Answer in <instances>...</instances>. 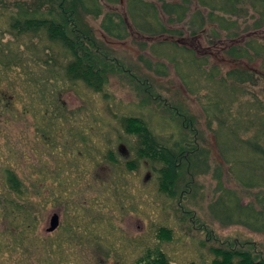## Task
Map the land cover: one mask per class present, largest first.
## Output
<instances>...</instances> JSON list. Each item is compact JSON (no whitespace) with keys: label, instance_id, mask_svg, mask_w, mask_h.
<instances>
[{"label":"rangeland","instance_id":"obj_1","mask_svg":"<svg viewBox=\"0 0 264 264\" xmlns=\"http://www.w3.org/2000/svg\"><path fill=\"white\" fill-rule=\"evenodd\" d=\"M164 1L188 6V18L173 23V13L162 9ZM242 1L236 16L216 12L229 25L223 31L214 30L218 27L209 22L210 9L197 0H156L161 22L183 32L164 37L136 31L128 0H98V9L76 2L74 25L84 48L93 55L100 49L108 57L106 61L99 56L108 81L96 93L56 74V66L71 61L68 55L50 63L57 54L40 50L48 46L46 41L17 36L10 28L11 17L20 9L48 12L58 4L0 0V202L4 196L27 202L38 220L23 230L26 243L18 236L0 252V264H145L149 250H161L169 264H212L214 250L246 251L264 262V231L226 220L219 205L222 197L233 194L241 205L263 212L264 188L250 190L235 180L208 125L210 93L203 90L208 74L219 72L213 75L216 81L226 80L235 68L248 69L256 82L242 86L248 93L244 96L264 103V50L259 51L264 26ZM196 12H202L206 26L192 35L189 23ZM123 21L129 35L118 37L116 24ZM163 41L208 55L207 75L186 85L182 75L192 71V65L180 63L185 68L181 71L175 61L157 53L155 44ZM251 42L258 44V51H251L250 58L226 53ZM129 118L142 119L166 145L195 143L205 153L189 171L184 168L172 195L161 190L159 172L153 171L164 167L137 160L138 139L124 131ZM131 163H137L136 170L128 168ZM7 170L31 187V194L37 187L40 197L8 196ZM1 205L0 240L6 242L8 225ZM55 214L59 227L50 233ZM162 228L171 232L170 241L159 239Z\"/></svg>","mask_w":264,"mask_h":264},{"label":"trees","instance_id":"obj_2","mask_svg":"<svg viewBox=\"0 0 264 264\" xmlns=\"http://www.w3.org/2000/svg\"><path fill=\"white\" fill-rule=\"evenodd\" d=\"M37 1L44 2L46 5L58 4V8L48 10V12L34 10L30 14L20 9L15 16L11 17L10 28L12 32H16L17 36L32 35V37L41 40L40 42L46 41L48 46H42L40 50L44 51L45 49L48 54L49 52L57 54L48 59L50 63L52 61L60 63L64 55H68L71 61L62 65V67L56 66L59 70L56 74L67 78L70 82H82L96 93L101 92L108 81L105 70L107 66L101 63L99 58L103 52L99 49L98 55H93L90 49L84 48L81 42L83 37L80 36V32L78 29L76 30L74 25L77 24L75 22V16L77 15L75 11L76 2L85 9L94 7L98 9V0ZM128 1L127 12L129 20L139 33L151 37L181 35L180 32L182 31L172 30L161 22L160 10L154 2L156 0ZM184 1H186L185 4L190 2V0ZM197 1L205 8L210 9L209 22L215 23L214 25L218 27L214 28V30L222 29L223 31L228 30L229 25L225 24L227 21L225 17H219L216 12L219 11L231 17L236 16L237 12L240 11L238 4H243L242 0ZM244 2L257 13L260 25L264 26V0H244ZM162 9L167 14L173 13V23L182 22L188 18V6L180 8L176 4L164 1ZM99 13L97 10L96 16ZM205 22L206 19L202 12H196L189 23L191 34L196 35L195 31L199 30L202 32L206 26ZM116 25L120 27V30L118 26L116 27V32L118 33L116 36L120 37V33L121 35H129V28L124 21ZM252 42L245 45L246 48L241 46V48H227L226 53L233 56V58H250L251 51H258V44L255 47V43L252 44ZM210 44L219 45V43L215 44L212 41H210ZM155 49L161 56L169 57L170 60L175 61L181 71L185 70V68L180 67V63H186V68L192 65V68H189L192 71L182 75L186 85L193 84L194 78L197 76L207 75L205 74L207 70L204 68L208 65V55L198 56L190 47L185 45L179 48L178 44H172L171 41L156 43ZM57 50H59L61 56ZM263 50L264 46L259 51L263 52ZM103 56L105 60L108 58L104 54ZM112 61L115 63L114 60ZM113 65L120 66L117 63ZM54 69L52 67V70ZM250 71L248 69L235 68L234 71L228 73L226 80L220 79L217 81L213 75L218 76L220 75L219 72L208 74L203 90H207L210 93L206 109L210 119L208 125L215 135L219 152L224 161L230 166L235 180L243 187L251 190L264 188V103L256 96L251 95L249 99L244 96L248 95V93L242 86L244 84L252 85L256 82L254 74ZM227 80H233L239 84L232 83V81L228 83ZM123 124L125 133L134 135L138 139V148L135 151L137 160H143L146 163L149 161L150 164L153 162V167L155 165L164 167L160 168V171H153L156 175L159 172L161 190L169 195H172L173 187L184 168L187 167L189 171L191 165H196L201 156L205 154L195 143L186 142V146L183 147H181L182 142L180 141H173L174 143L171 145L164 144L140 118L126 119ZM128 168L132 171L136 170L137 163L128 164ZM6 183L9 192L8 196L10 197L14 195L19 199L25 200H28L29 195L40 197L37 187L33 186L35 187V193L31 194L29 191L32 188L20 180L12 170L6 171ZM36 190L38 191L37 193ZM15 200L4 196L0 202L3 204L1 205L3 216L8 225L7 234H4L6 242L0 240V252L3 253L11 242L14 244L13 241L18 236H21L23 244L26 243V234L23 230L27 227L35 226L38 222L33 214L32 207L27 202L18 203ZM219 205L226 220H234L236 223L245 225L255 231H264V211L261 212L253 205H241L238 197L233 194H226L225 197H222ZM158 236L162 241L171 240V232L163 228L159 230ZM149 251L142 260L145 264H169L161 250H155L154 253ZM214 252L216 258L212 264H264L263 261L257 262L254 256L246 251L214 250Z\"/></svg>","mask_w":264,"mask_h":264},{"label":"water","instance_id":"obj_3","mask_svg":"<svg viewBox=\"0 0 264 264\" xmlns=\"http://www.w3.org/2000/svg\"><path fill=\"white\" fill-rule=\"evenodd\" d=\"M59 227V216L55 214L51 219V226L48 229V232H54Z\"/></svg>","mask_w":264,"mask_h":264},{"label":"flooded vegetation","instance_id":"obj_4","mask_svg":"<svg viewBox=\"0 0 264 264\" xmlns=\"http://www.w3.org/2000/svg\"><path fill=\"white\" fill-rule=\"evenodd\" d=\"M145 162V161H144Z\"/></svg>","mask_w":264,"mask_h":264}]
</instances>
